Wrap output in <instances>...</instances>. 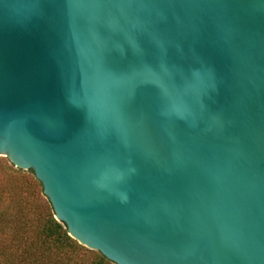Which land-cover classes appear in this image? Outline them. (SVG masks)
<instances>
[{"label":"water","instance_id":"1","mask_svg":"<svg viewBox=\"0 0 264 264\" xmlns=\"http://www.w3.org/2000/svg\"><path fill=\"white\" fill-rule=\"evenodd\" d=\"M0 156L115 264H264V0H0Z\"/></svg>","mask_w":264,"mask_h":264},{"label":"trees","instance_id":"2","mask_svg":"<svg viewBox=\"0 0 264 264\" xmlns=\"http://www.w3.org/2000/svg\"><path fill=\"white\" fill-rule=\"evenodd\" d=\"M4 166L14 178L26 176L25 193L30 198L16 194L9 199L6 211L0 213V233L10 228L13 234L11 243L0 241V264H115L68 234L65 224L53 216L51 204L31 169L15 167L10 161ZM13 188L0 192L1 201Z\"/></svg>","mask_w":264,"mask_h":264},{"label":"rangeland","instance_id":"3","mask_svg":"<svg viewBox=\"0 0 264 264\" xmlns=\"http://www.w3.org/2000/svg\"><path fill=\"white\" fill-rule=\"evenodd\" d=\"M8 164L7 159L4 156H0V192L5 188L11 189L12 187L14 191L9 192L8 197L2 200L0 196V213L6 211L7 204L9 199H12L13 196L17 197L16 194L20 195V197H27L25 193V185L24 180L26 176H20L19 178L13 176V174L7 170V167L4 166ZM45 197V196H44ZM10 202V201H9ZM13 238V234L10 228H7L4 232L0 233V241L5 244L11 243V239Z\"/></svg>","mask_w":264,"mask_h":264}]
</instances>
